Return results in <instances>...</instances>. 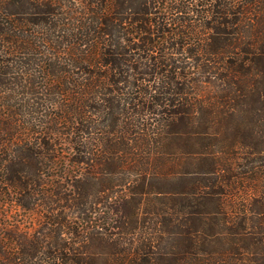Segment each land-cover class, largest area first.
I'll use <instances>...</instances> for the list:
<instances>
[{"label": "trees", "instance_id": "trees-1", "mask_svg": "<svg viewBox=\"0 0 264 264\" xmlns=\"http://www.w3.org/2000/svg\"><path fill=\"white\" fill-rule=\"evenodd\" d=\"M0 264H264V0H0Z\"/></svg>", "mask_w": 264, "mask_h": 264}]
</instances>
